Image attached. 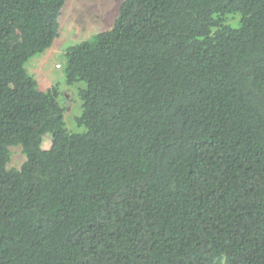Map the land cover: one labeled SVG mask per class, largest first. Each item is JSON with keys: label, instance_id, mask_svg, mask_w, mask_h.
Instances as JSON below:
<instances>
[{"label": "trees", "instance_id": "trees-1", "mask_svg": "<svg viewBox=\"0 0 264 264\" xmlns=\"http://www.w3.org/2000/svg\"><path fill=\"white\" fill-rule=\"evenodd\" d=\"M65 3L0 0V264H264V0H124L66 51L79 131L26 66Z\"/></svg>", "mask_w": 264, "mask_h": 264}, {"label": "rangeland", "instance_id": "rangeland-1", "mask_svg": "<svg viewBox=\"0 0 264 264\" xmlns=\"http://www.w3.org/2000/svg\"><path fill=\"white\" fill-rule=\"evenodd\" d=\"M124 0H66L60 16V31L53 45L27 63V68L41 88L56 85L64 96L66 124L72 131H79L76 118L81 114L74 91L63 80L65 54L69 47L90 40L96 34L109 30L118 16ZM44 148L50 141L44 142ZM9 168H20L25 162L21 146L10 148Z\"/></svg>", "mask_w": 264, "mask_h": 264}]
</instances>
